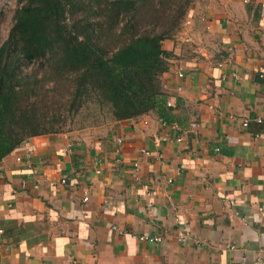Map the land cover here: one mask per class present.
<instances>
[{"label": "crops", "instance_id": "obj_1", "mask_svg": "<svg viewBox=\"0 0 264 264\" xmlns=\"http://www.w3.org/2000/svg\"><path fill=\"white\" fill-rule=\"evenodd\" d=\"M185 21L162 42L160 108L32 136L2 158L0 264L264 253V0H196Z\"/></svg>", "mask_w": 264, "mask_h": 264}, {"label": "trees", "instance_id": "obj_2", "mask_svg": "<svg viewBox=\"0 0 264 264\" xmlns=\"http://www.w3.org/2000/svg\"><path fill=\"white\" fill-rule=\"evenodd\" d=\"M195 1L17 0L0 44V161L89 104L114 120L160 108L162 42Z\"/></svg>", "mask_w": 264, "mask_h": 264}, {"label": "rangeland", "instance_id": "obj_3", "mask_svg": "<svg viewBox=\"0 0 264 264\" xmlns=\"http://www.w3.org/2000/svg\"><path fill=\"white\" fill-rule=\"evenodd\" d=\"M17 6V0H0V44L6 38L7 33L13 22V15L15 8ZM31 65L27 68L30 69ZM108 117V114L105 110L100 112L99 108L89 104L87 107L82 108L74 116L66 117V125L64 130L80 126L84 123L89 122H99L102 119Z\"/></svg>", "mask_w": 264, "mask_h": 264}, {"label": "built area", "instance_id": "obj_4", "mask_svg": "<svg viewBox=\"0 0 264 264\" xmlns=\"http://www.w3.org/2000/svg\"><path fill=\"white\" fill-rule=\"evenodd\" d=\"M185 22L188 23L189 21L187 20V21H185ZM177 75H178L179 77H181V76H183V72H182V71H179V72L177 73ZM260 75L262 76V74H260ZM162 88H163V89H166V88H167V85H166V84L162 85ZM178 89H181V86H179ZM167 105H168V106H173L174 104H173L171 101H168V102H167ZM256 121H257V122H261L262 119H261V118H257ZM243 124H244V125H247V122H246V121H243ZM197 126H198L197 123H195V122H192V123H191V127H192V128L197 127ZM163 139H164V140H169L167 137H163ZM182 139H183L182 136H177V137L174 138V140H175V141H178V142L182 141ZM144 152L147 153V151H144ZM18 159H19V158H18ZM64 181H65L64 179L61 180V182H64ZM83 199L86 200L87 197L85 196ZM232 203H233V201H232V200H229V204H232ZM262 215L264 216V212L262 213ZM2 231H3V230L0 228V233H1ZM140 238H141V239H144L145 237H140ZM156 239H158V238H150V240H156ZM181 239L183 240V239H184V236H182ZM254 264H264V253H263L261 256H259V257L255 260Z\"/></svg>", "mask_w": 264, "mask_h": 264}]
</instances>
